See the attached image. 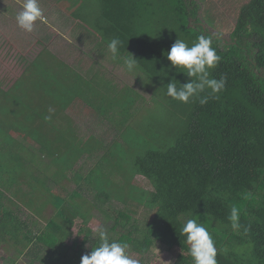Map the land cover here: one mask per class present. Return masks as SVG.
I'll use <instances>...</instances> for the list:
<instances>
[{
  "label": "trees",
  "instance_id": "obj_1",
  "mask_svg": "<svg viewBox=\"0 0 264 264\" xmlns=\"http://www.w3.org/2000/svg\"><path fill=\"white\" fill-rule=\"evenodd\" d=\"M96 1L99 14L91 21L83 10L84 2L78 3L82 16L79 20L106 45L112 38H119L123 63L129 52L138 60L139 69L164 88L173 76L181 84L186 82V71L166 69L170 64L166 53L180 39L174 27L181 29L189 47L201 35V32H192L200 26L196 16L201 10L199 2L177 0L169 18L167 0ZM217 40H212V46L221 59L210 72V78L226 77L225 88L214 98L205 89L200 94L209 96L205 105L200 104L199 97L182 103L185 117L169 127L167 135L173 143L166 150L153 147L164 134L157 120L141 121L139 114L143 111L138 109L134 114L126 113L123 122L118 121V113L114 111L111 122L115 138L107 143L108 133H104L98 148L105 144L109 147H104V154L98 160L87 157L86 149L80 151L76 145L56 146L49 140L41 143L48 133L36 122L40 119L46 123L51 112L50 102H59V97L54 98L49 92V84L65 80L63 68L53 71L43 66L41 57L8 92L2 90L0 83V138L7 134L6 129L18 127L35 140L39 153L52 163L44 170V178L34 176L32 180H25L33 189L32 198L41 203L33 216L46 223L36 233L30 229L29 221L21 220L15 211H4L6 200L0 194V227L23 233V247H32L38 252L33 256L34 262H44L49 257L52 264H81L82 253L89 254L99 243L89 227L94 219L91 213L96 210L103 214L104 221L110 222L105 227L109 241L127 244V250L143 258L161 245L167 251H179L172 264H193L181 229L188 219L194 218L204 223L212 236L217 264H264V0H251L241 8L230 43L220 47L221 42ZM57 64L60 65L58 61ZM158 91L155 88V93ZM180 104L172 106L176 110ZM18 111L30 124L19 127L15 123L16 116H20ZM128 123L138 129L144 125L148 131L146 138L137 136L131 144L127 143L131 153L126 152L119 133V127L125 128ZM91 147L89 143L90 154ZM132 147L142 154L132 155ZM32 157L34 153L29 152L28 159ZM86 157L91 165L95 162L94 168L79 164ZM54 160L57 161L54 163ZM56 167L55 174L49 176L48 168ZM138 177L144 178L152 190L137 185ZM49 180L60 184L66 195L53 194L47 184ZM72 183L76 189L70 192L67 187ZM30 202L36 203L33 199ZM135 204L153 212V218L141 224L134 218ZM50 207L53 214L47 218ZM233 207L240 212L239 231L232 229L228 219ZM77 220H81L78 235H83V239L81 242L75 239L69 246L67 241Z\"/></svg>",
  "mask_w": 264,
  "mask_h": 264
},
{
  "label": "crops",
  "instance_id": "obj_2",
  "mask_svg": "<svg viewBox=\"0 0 264 264\" xmlns=\"http://www.w3.org/2000/svg\"><path fill=\"white\" fill-rule=\"evenodd\" d=\"M23 3L24 0H0V17L16 21ZM38 3L46 23L36 21L31 33L17 26L21 35L20 41L27 50L18 51L13 56L15 60L12 58L11 61L18 62L19 75L15 79H5L4 87L7 88H1L4 92H8L7 90L16 81H20V78L26 75L25 70L28 67L32 68V63L37 58L40 60L43 57L40 62L43 66L51 67L53 71L59 67L63 68L65 80L62 82L50 80L53 83L49 84V92L54 98L59 97V102H50L51 112L48 114L46 123L40 119L36 122L43 132L48 133L40 142L47 143L49 140V143L56 146L63 143L76 145L80 151L86 149L87 157L92 156L93 160L98 159L99 156H103L104 147H109L105 144L103 148H98V143H102L106 131L114 130L111 117L114 116V111L120 110L115 103L120 101L125 89L131 90L128 87L130 85L123 83L124 81L115 73V70L111 69L113 67H108L103 61L101 62L105 59L104 53L109 50L107 45L100 41L101 38L95 36L93 30L79 20L82 16L77 5L83 4V0H38ZM56 42L59 43L56 44ZM36 45L40 48L33 50L31 47ZM5 48L6 46L3 49ZM111 61L122 65L120 58L114 60L111 57ZM58 85H63V88ZM105 105L108 107L105 108ZM103 110L108 111L106 119ZM18 114L20 116H16L15 123L19 127L30 124L23 120L24 117L20 111ZM104 127L107 128L103 132ZM21 130L18 127L11 131L6 129L7 134L0 138V144H2L0 145V194H3L6 200L4 211L9 209L16 212L24 204V207L33 215L36 207L41 203L40 200L32 198L33 189L26 184L25 180H30L28 178L32 180L37 176L44 178V170L52 163L50 158H44L39 153V146L35 140ZM89 143L95 147V150L91 147V154ZM65 147L68 146L65 145ZM29 152L34 153V157L28 159ZM81 163L85 162L80 160L79 164ZM92 165H95V162ZM56 170L57 167L48 168L49 176L55 174ZM47 184L53 194H58L54 187L60 184L52 180H49ZM17 198L22 201V204L16 202ZM31 199L36 203L30 202ZM15 234L19 235L18 232Z\"/></svg>",
  "mask_w": 264,
  "mask_h": 264
},
{
  "label": "rangeland",
  "instance_id": "obj_3",
  "mask_svg": "<svg viewBox=\"0 0 264 264\" xmlns=\"http://www.w3.org/2000/svg\"><path fill=\"white\" fill-rule=\"evenodd\" d=\"M198 1L199 5L201 6V10L199 14L196 16L199 17L200 22H198L197 25L202 26L204 29H206L208 32H206L203 28L200 26H196L195 29L192 31L193 33L204 31L207 33L212 40L219 39L220 47L225 46L227 43L231 42V33L235 28L237 18L239 15V12L242 7L247 5L251 0H194ZM83 10L86 12L87 17L91 20H94L98 14H99V4L96 0H83ZM177 0H167L166 1V14L170 17H172V11L173 8L176 6ZM1 6V5H0ZM1 15V13H0ZM193 23H196V21H193ZM179 24L175 25L178 26ZM18 24L16 21H10L2 19L0 17V83L1 87H4L6 84L7 78L15 79L19 75V65L18 62H14L15 58L13 56L18 52L22 50H27V47L20 41L21 35L18 32L17 29ZM181 27V26H180ZM175 33L179 35L178 37L180 40H183L186 42L188 40L187 38L183 37L181 29L178 27H174ZM217 38H215V37ZM59 42H56V44ZM6 44V45H5ZM60 45V44H59ZM6 46L5 49H3ZM33 50H38L40 47L33 46L31 47ZM112 55L107 51L104 53V65L108 67H113L111 69L115 70V73L124 81L123 83H126L127 85H130L128 87L131 88L129 91L128 89L124 92L127 97H122L120 101H117L115 103L116 107H119L122 111V114H119V111H117V118L118 121L122 122L127 118L128 112L131 114L136 113L137 109L138 111H143L142 114H139V119L142 121L151 119V121L154 123L156 120L158 122L159 129H163L164 134L160 136L158 143L155 144L153 147L166 150L172 145V140L168 138L167 132L171 124L175 125L176 122H181L184 119V114L186 111H183L182 102L181 104L174 109V106L177 105L179 101L172 99L171 97H168L166 92V86L165 88L162 86L161 83L155 82L152 80L150 76L144 73V71L138 69L136 72L129 73L124 68V63L122 62V65L114 64L111 61ZM14 59L11 61V59ZM22 71V70H21ZM23 72V71H22ZM21 72V73H22ZM7 88L6 86L4 87ZM155 88H159V91L155 93ZM135 90L138 91L140 94H136ZM139 101H138V100ZM173 102H170V101ZM141 106L140 108L138 107ZM108 106L105 105V108ZM180 107V108H179ZM105 111V110H103ZM104 118H108L107 112L104 114ZM105 124H107L105 122ZM123 127V126H122ZM107 127H104L103 132L106 130ZM120 128V129H119ZM119 133L123 137V142H125V149L126 152H130V145L133 139L137 136H140L142 139L146 138L147 132L145 131L144 125L139 126V129L137 126L131 125L128 123L126 127L121 128L119 127ZM108 134L105 136V142L110 143L112 141V138H115V132L113 130L106 131ZM129 143V144H127ZM127 144V146H126ZM108 146V144H106ZM133 148V147H132ZM134 155L142 154L141 151L132 149ZM131 155V156H132ZM100 157V156H99ZM98 157V159H99ZM94 159V160H98ZM83 162L87 163L88 165L86 167L91 168L94 165H91L88 158L86 157V160H83ZM90 164V165H89ZM70 167V166H68ZM86 168V170L88 169ZM75 172L74 174L78 173L77 168H74ZM69 176V175H68ZM135 183L141 187H144L148 190H152V187L150 184L142 177H138L135 180ZM55 189H57L58 193L62 196H64V191L59 186H55ZM68 190L71 192L74 189H76V186L72 183V185H69L67 187ZM16 202H19L22 204V201L17 198ZM23 204L19 209L16 210V215L23 221L29 220V227L30 229L36 233L39 231V229L43 228L45 226V221H41L39 219H36L35 216L31 215L30 211H28ZM27 207V206H26ZM13 208V207H12ZM30 209V208H29ZM134 218L143 223V221L151 220L154 216V213L148 210L147 208L136 205L134 207ZM2 213V212H1ZM0 213V214H1ZM53 214V208L50 207L47 211L46 217L49 218ZM92 217L94 218L89 227L94 232V237H97L96 230L100 227L105 228L109 225L106 221H104L103 214L94 210L91 213ZM32 222H36L33 224ZM76 226L72 230V236L67 241V245H71L72 241L77 239L79 242L83 239V235H78L79 228L81 226V220H77ZM10 227V226H8ZM16 238L20 239L19 242H17ZM24 239L23 233L19 234L18 237H16V234L8 229L7 231L2 230L0 227V264H52L49 261V257H45L44 262H41L40 260H36L34 262L33 256H37L38 252L37 250L32 247L24 248L21 244V241ZM89 244L85 246V248H89ZM128 255L139 261V264H172L179 251L177 249L173 251H167L163 246L158 245L156 248L152 249L150 253L145 255L143 258L142 255L138 253H133L130 250H127ZM86 255V253H82V256ZM44 256V252L40 254L39 258L42 259Z\"/></svg>",
  "mask_w": 264,
  "mask_h": 264
},
{
  "label": "clouds",
  "instance_id": "obj_4",
  "mask_svg": "<svg viewBox=\"0 0 264 264\" xmlns=\"http://www.w3.org/2000/svg\"><path fill=\"white\" fill-rule=\"evenodd\" d=\"M38 20L46 23L38 0H24L23 8L16 16L19 28L31 33ZM212 44V38L203 34L198 36L191 47L183 40L176 39L170 51L166 53V59L170 62L166 69L186 71L187 80L181 84L174 76L171 77L166 85L168 97L185 104L199 97L200 104L205 105L208 103L209 96L200 95L205 89L209 90L213 98L215 94L224 90L226 77H221L219 80L210 78V72L216 68L221 59ZM121 46L122 41L119 38H112L109 41L107 47L114 60L121 58ZM123 59L127 72L133 73L139 69L138 60L129 52ZM228 219L232 229L239 231L241 224L238 208L231 209ZM96 235L99 241L98 246L92 248L89 254L82 256L81 264H139L138 260L128 255L127 244L109 241L105 228H98ZM181 235L186 237L185 242L189 245V255L192 257L193 264H217V249L204 223L194 218L188 219L181 229Z\"/></svg>",
  "mask_w": 264,
  "mask_h": 264
}]
</instances>
